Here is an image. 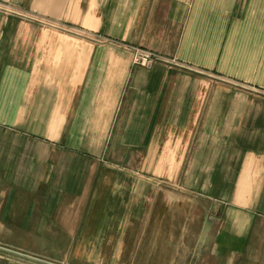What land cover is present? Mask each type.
I'll return each mask as SVG.
<instances>
[{"label": "crops", "instance_id": "obj_1", "mask_svg": "<svg viewBox=\"0 0 264 264\" xmlns=\"http://www.w3.org/2000/svg\"><path fill=\"white\" fill-rule=\"evenodd\" d=\"M0 6V264H264V0Z\"/></svg>", "mask_w": 264, "mask_h": 264}, {"label": "built area", "instance_id": "obj_2", "mask_svg": "<svg viewBox=\"0 0 264 264\" xmlns=\"http://www.w3.org/2000/svg\"><path fill=\"white\" fill-rule=\"evenodd\" d=\"M127 48L134 54L136 58L135 63L140 67L151 69L152 67H154L155 65L159 63L169 64V65H173L176 67L181 66L175 60L173 61L167 60L155 52L144 51L140 48H134L131 46H127Z\"/></svg>", "mask_w": 264, "mask_h": 264}, {"label": "rangeland", "instance_id": "obj_3", "mask_svg": "<svg viewBox=\"0 0 264 264\" xmlns=\"http://www.w3.org/2000/svg\"><path fill=\"white\" fill-rule=\"evenodd\" d=\"M0 9H1V6H0ZM6 11H8V10H6ZM10 12V11H9ZM11 12H15V13H18L17 11H11ZM127 46H131V47H134V48H140V47H135V46H132V45H127V44H123V47H125L127 50H129L128 48H127ZM140 49H142V48H140ZM142 50H144V49H142ZM130 51V50H129ZM144 51H147V50H144ZM131 52V51H130ZM132 53V52H131ZM158 54V53H157ZM132 55H133V59H134V62H135V60H136V58H135V56H134V54L132 53ZM158 55H160V54H158ZM161 57H162V55H160Z\"/></svg>", "mask_w": 264, "mask_h": 264}, {"label": "water", "instance_id": "obj_4", "mask_svg": "<svg viewBox=\"0 0 264 264\" xmlns=\"http://www.w3.org/2000/svg\"><path fill=\"white\" fill-rule=\"evenodd\" d=\"M37 260V259H36ZM37 261H40V260H37ZM44 264H51V263H48V262H43Z\"/></svg>", "mask_w": 264, "mask_h": 264}]
</instances>
